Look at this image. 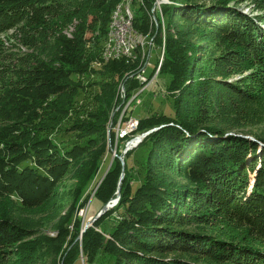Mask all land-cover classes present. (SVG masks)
Returning a JSON list of instances; mask_svg holds the SVG:
<instances>
[{"label":"trees","instance_id":"16d2710c","mask_svg":"<svg viewBox=\"0 0 264 264\" xmlns=\"http://www.w3.org/2000/svg\"><path fill=\"white\" fill-rule=\"evenodd\" d=\"M121 1L0 0V200L13 198L26 211L43 209L57 199L72 167L88 155L91 145L60 150L55 139L39 137L37 123L43 105L53 98L66 97L71 75L86 73L100 58L112 13ZM144 1L152 9L154 0ZM170 1V6L162 8L163 16L178 37L166 38L161 75L170 76L166 92L170 93L171 112L138 118L137 134L160 129L124 155V169L119 158H109L103 164V174L93 179L92 190L102 179L94 199L106 205L118 197L124 174L118 206L84 235L83 257L88 264H95L100 255L106 257L101 264H264V152L261 156L255 152L259 143L264 144V137L253 136L257 142L239 134L225 137L226 129L206 119L209 109L201 111V103L212 85L203 81L202 75L194 76L192 68L200 49H206L202 56L206 58L209 51L224 44L229 54L221 55L222 61L216 65L239 69L243 65L255 81L254 86L249 77H244L241 83L229 84V89L240 101L256 100L264 92V29L257 21L264 20V0ZM247 1L261 13L257 19L237 9ZM211 2L215 6L207 8ZM231 4L234 6L227 8ZM56 19L80 21L73 39L57 37ZM98 25V32L86 39L87 32L95 31ZM136 28L147 32L146 13L137 19ZM9 30H18L29 40L26 45L30 48L39 42L45 44L47 38L55 39L59 45L56 55L47 61L36 54L12 52L2 39ZM190 43L195 47L194 58L189 56ZM136 63L112 61L103 69L105 74L126 78V101L143 87L130 78L139 71ZM246 81L250 83L244 84ZM104 96L111 107L112 94ZM120 109L115 126L124 106ZM132 114L133 110L127 109L122 124ZM243 121L261 125L264 119ZM83 126L77 124L76 131ZM115 136L113 132L112 143ZM129 137L119 140V156H123V142ZM99 142L97 156L83 166L87 174L92 175L99 160L110 154L106 136ZM164 170L170 174L180 171L186 183H174ZM87 174H75L82 182L86 180L78 184L81 193L89 186ZM116 216L119 220L115 219L114 227L107 230L104 222ZM214 223L227 228L229 235L212 226ZM33 227L31 222L13 224L0 216V264L81 263L78 246L58 260L64 243L60 233L57 238L47 237L49 252L18 249L34 236Z\"/></svg>","mask_w":264,"mask_h":264},{"label":"rangeland","instance_id":"374dc122","mask_svg":"<svg viewBox=\"0 0 264 264\" xmlns=\"http://www.w3.org/2000/svg\"><path fill=\"white\" fill-rule=\"evenodd\" d=\"M163 1L167 2V0H162V2ZM164 6L165 5H163V7ZM238 6L240 8L239 11L243 12L245 15H248L250 18L252 17L257 19L258 17L256 16H261V13L254 10V5L250 1L240 3ZM133 9L139 16H142L145 13V11L138 5H136V7L133 6ZM147 10L148 13L146 14H148V20L150 19L149 29L147 32L142 31L144 35H151L154 32L153 36H151L152 38L155 37V43L157 45L159 39H161V36L165 37V43L167 36H173L174 38L178 37L177 30H172L168 27V23L163 16V11L162 17L160 15L161 13H157V15L155 14L156 23L154 22V24H151V18H153L151 16L153 14H151V9L147 8ZM163 18L164 20H162ZM90 21L91 19H88V23ZM257 21L258 23L260 22L262 29H264V20L257 19ZM79 23L80 21L76 19H56L54 24L57 26V37L73 39L75 37ZM99 29L100 25L97 26L95 31H88L86 39L94 36V34H96L94 32H98ZM107 33L105 34V40H103L101 44L100 58L95 59V61L91 63L86 73H74L71 75V86L65 94L66 97L58 99L53 98L48 104L43 105L41 119L37 123V127L39 128L37 134L39 137H51L55 139L56 143L59 144L58 147H60V150L69 149L71 146L80 147L91 145L88 155H85L86 157L76 163L74 168L72 167V172L63 180V184L57 192V199L51 201L43 209L38 211H26L25 209H22L19 203L13 198L0 200V216L2 218L12 222L13 224L20 225L31 222L36 226L33 227L35 230L33 231L34 236L20 244L18 249L22 247L25 250L38 252V254L41 253V250L49 252L50 250L48 247H46L49 245L46 240L47 237L57 238L59 236L58 234L60 233L64 243L60 246L61 248L57 256L58 260H60L61 257L65 258V256L73 248L78 246L80 252V264H88L86 263L88 259L83 257V254L85 253L82 246L84 242V235L89 228L88 226L90 225V221L95 216H97L98 212L105 206L99 199H94L95 193L102 183V179L99 180L97 187L92 190L90 187L93 179H96L99 174H103V164L107 163V159L109 160V158H112L113 161V151H116L117 154L118 146L121 144L119 141L120 139H125L130 136L129 139L123 142L126 147L129 142L143 135L136 133L137 127L139 126L138 120V125L136 128H133V130L128 132L126 136H122L121 134L122 131L126 129V124L128 121L125 124H122V120H119L116 126L114 124V118H116L119 114V111L121 110L120 108L124 106L125 109L126 105L131 99L126 101L127 96L124 81L126 78L121 79L112 73L105 74L103 71L104 67L108 63L102 59V52L103 47H105L104 45L106 43ZM2 39L7 49L14 53H17L21 56L27 54H36L41 59H45L47 61L56 55V52L59 48V45L55 42V39L49 38L46 39L45 44L39 42L36 47L30 48L26 45V42L29 40L22 36L18 30H9L4 32ZM191 45L192 46L189 47V56L194 58L195 47L194 44ZM98 48H100V46ZM205 50L206 49L203 48L200 49L201 55L198 57V59H195L194 64L192 63V68L195 70L194 76H197V74L200 76L202 75L203 81L208 80L207 82L212 85L211 91L208 93L209 95H207V97L204 98L201 103V111H203L204 108L209 109L207 110L208 116L206 119L209 117L213 123L220 125L226 129L228 133L246 135L247 137L251 138H255L253 136L259 137L262 135V137H264V134H261L264 133V121L261 125L257 123L249 124L246 121H243L249 118H252L253 120L264 119V92L259 93L256 100L240 101L235 98L234 92L231 91V89H229L230 86H228L231 83H241L243 78L249 77L252 72L244 68L243 65L240 67L241 69L236 68L235 65H233L231 68L221 63L216 65L222 61L221 58L223 56L221 55L227 56L229 54V50L224 44H222V46L219 45L218 47L213 48L212 51H209L208 54L209 56L211 55V57L208 56L209 58L202 57L205 56ZM159 53L160 51L157 49L152 51L149 61L151 67L148 68V73H150V75L152 73V66L156 64V59ZM138 61L140 66V60ZM135 62H137V60H135ZM199 70L201 73H199ZM249 79L252 80V83H250L249 80L244 84L250 83L255 86V81L250 77ZM136 81L138 82L137 79ZM191 81L193 80L190 79V84H192ZM169 82L170 76L159 75L156 81L149 86L147 92L142 95V104L139 106L130 104L127 108L128 110H133L132 116L134 118H142L153 113L157 114L158 116L163 113L169 114L172 109L170 105L171 98L168 95L170 93L166 92ZM224 84H227V86ZM219 90H222L221 92H223V95L220 94L221 92H219ZM204 92L206 94L208 91L206 90ZM110 93L113 96L111 99L112 102L110 103L111 107H109L108 103L103 100L105 98L104 95ZM68 97L69 99H67ZM77 124H84L80 131H76L75 129ZM158 129L160 128H154L153 130L157 131ZM113 132L116 133L117 137L115 136L114 142L112 143ZM103 136H106V144L110 154L108 157L104 158V160H99V171L96 169L92 175L89 173L87 174V171H83V166L97 156L96 152L101 145L99 140L101 141ZM249 140L257 142V140L254 139ZM259 145L260 146L257 147L255 152L261 156L263 154L262 152H264V144L259 143ZM123 159L125 160V156H123ZM111 162L110 165L112 164ZM110 165L108 164L109 167L103 176L107 174ZM122 167L124 169L123 165ZM76 172L79 175L83 172L89 177V186L82 193L80 190H78V184L85 183L86 180L82 182L80 178L75 177ZM165 172L171 180L174 179V183L177 181V183H186L180 171H175L174 173L171 172V174L169 171ZM171 180L170 182L173 183ZM250 188L251 186L249 187V190ZM75 202L76 207L74 208ZM81 204L84 207H81ZM117 206L118 203L114 204L107 212L115 209ZM103 216H101L99 219H101ZM115 219L119 220L117 216L116 218H108L103 224L104 227L106 226L107 230L113 228ZM212 226L219 228L221 230L220 232L225 236L229 235L227 228H224L219 223H214ZM190 227L191 229H197L195 226ZM96 230L99 231V229ZM101 256L102 255L97 256L95 264H101L103 261H105L106 257Z\"/></svg>","mask_w":264,"mask_h":264},{"label":"bare ground","instance_id":"6f19581e","mask_svg":"<svg viewBox=\"0 0 264 264\" xmlns=\"http://www.w3.org/2000/svg\"><path fill=\"white\" fill-rule=\"evenodd\" d=\"M145 2L144 0H123L113 11L112 16H111V21L109 24L108 28V33L106 36V43L105 47H103V59L106 62H111L112 61V52L111 49L114 47L116 41L118 40V32L116 31V23L115 21H121V17L126 16V10L128 8V5L131 9H133V6H135V2ZM172 2L170 0H167V2L163 1V5H171ZM136 7V6H135ZM141 9L145 11V13H148L146 4H141ZM153 14L151 17V24L155 22L156 16L157 15L156 11H161V3H154L153 8L151 9ZM148 15V14H147ZM150 20V19H149ZM156 23V22H155ZM153 26V25H152ZM149 32V31H148ZM154 33V32H153ZM153 33L151 34L153 36ZM148 34V33H147ZM150 34L149 35H144L141 30L136 28V25L131 27V40H130V47H131V54L129 55H123L120 61H125L127 63L139 62L140 60V66H139V71L142 69V67L145 66V60L149 56V47L146 44H150L152 38ZM163 41V54L165 53V37ZM164 60V57H163ZM136 63V62H135ZM133 64V63H132ZM138 64V63H136ZM162 66V61L157 60L156 64L152 66V73L150 75V78H152V81H156L160 74ZM131 77L137 78V73L135 75H132ZM125 113V111H124ZM123 113V114H124ZM123 117V115H122ZM121 117V119H122ZM138 128V127H137Z\"/></svg>","mask_w":264,"mask_h":264},{"label":"built area","instance_id":"2783aa9c","mask_svg":"<svg viewBox=\"0 0 264 264\" xmlns=\"http://www.w3.org/2000/svg\"><path fill=\"white\" fill-rule=\"evenodd\" d=\"M154 3H161V11H156V13H161L162 17V0H154ZM141 4H145V2H138V6L141 8ZM140 16L135 13L134 9H131L128 5L126 10V16L121 17V21H115L116 23V31L118 32V40L116 41L114 47L111 49L112 52V61H120L123 55L131 54V47H130V40H131V27L136 25L137 19ZM164 20V18L162 19ZM162 46L157 45L155 43V37L151 40L150 44H146L149 47V56L145 60V66L137 72V80L141 86V89L137 90L136 94L132 97V99L128 102L125 109L126 111L130 104H134L139 106L142 104L141 97L145 93V91L149 88V86L154 83L152 78H150V73H148V68L151 67L149 61L151 58L152 51L157 49L160 51L161 49V56L157 58V60H161L163 63V37L161 36ZM160 54V53H159ZM122 120V119H120ZM138 125V121L134 118H130L128 123L126 124V129L122 131V136H126L128 132L132 131L133 128H136Z\"/></svg>","mask_w":264,"mask_h":264},{"label":"water","instance_id":"95a60500","mask_svg":"<svg viewBox=\"0 0 264 264\" xmlns=\"http://www.w3.org/2000/svg\"><path fill=\"white\" fill-rule=\"evenodd\" d=\"M215 6V4L214 3H207L206 4V7L207 8H213ZM234 5L233 4H231V5H229L227 8H232ZM237 9H240L239 8V6L237 7ZM161 42L158 44V45H160V47L162 46V40H160ZM165 51H166V43H165ZM159 57L161 56V49H160V54L158 55ZM158 58V57H157ZM164 58H165V53H164ZM157 60V59H156ZM163 62H164V60H163ZM162 65H163V63H162ZM161 68H162V66H161ZM159 75H161V70H160V74ZM159 77V76H158ZM148 90V89H147ZM147 90L145 91V93L147 92ZM144 93V94H145ZM163 95H164V91H163ZM124 112V111H123ZM123 112H122V115H124L123 114ZM126 112V111H125ZM121 115V116H122ZM121 118V117H120ZM130 118H134L133 116L132 117H130ZM129 118V119H130ZM129 119H128V121H129ZM134 119H136V120H138V118H134ZM120 120V119H119ZM122 120H123V117H122ZM155 130H151V131H149V132H147V133H145V134H143L142 136H140V137H138V138H136V139H134V140H132L131 142H129L127 145H126V147H125V149H124V151H123V156L124 155H126L127 154V152H129L130 150H132V149H134V148H136L142 141H143V139L144 138H146L148 135H150L151 133H153ZM235 134H232V133H227L226 135H225V137H229V136H234ZM239 137H243V138H245V139H254V140H256L255 138H251V137H247L246 135H238ZM114 153H113V159L114 158H119V160L121 161V163H122V165L124 166L125 165V162H124V159H123V156L121 157V156H118L117 154H116V151H113ZM112 163V162H111ZM111 166V165H110ZM124 178V174L121 176V179H120V183H119V189H118V192H117V194H118V197L116 198V199H113V200H111L109 203H107L102 209H101V211L97 214V216H95L91 221H90V225L88 226V227H91V226H93V224L101 217V216H103L114 204H116V203H118V201H119V192H120V185H121V181H122V179Z\"/></svg>","mask_w":264,"mask_h":264}]
</instances>
